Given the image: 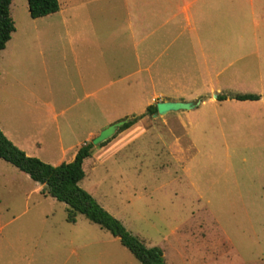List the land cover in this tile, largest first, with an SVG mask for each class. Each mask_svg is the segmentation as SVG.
I'll return each mask as SVG.
<instances>
[{
	"label": "rangeland",
	"instance_id": "374dc122",
	"mask_svg": "<svg viewBox=\"0 0 264 264\" xmlns=\"http://www.w3.org/2000/svg\"><path fill=\"white\" fill-rule=\"evenodd\" d=\"M59 4L58 14L33 20L27 0L12 1L0 128L12 107L51 102L52 91L68 111L51 114L46 134L55 141L38 159L58 166L110 122L159 101H206L146 115L150 129L119 154L94 147L79 186L147 247H159L166 264H264V0ZM238 95L260 100L241 103ZM36 186L0 158V264H141L82 214L69 223L68 206Z\"/></svg>",
	"mask_w": 264,
	"mask_h": 264
},
{
	"label": "trees",
	"instance_id": "16d2710c",
	"mask_svg": "<svg viewBox=\"0 0 264 264\" xmlns=\"http://www.w3.org/2000/svg\"><path fill=\"white\" fill-rule=\"evenodd\" d=\"M12 1L0 0V53L6 48L12 34L16 31L10 13ZM27 1L32 19L56 14L60 10L59 0ZM226 99V97L219 98L220 101ZM235 99L258 101L260 96L238 95ZM155 114H157V106H149L144 115L131 118L132 120L125 124L118 133L130 128L146 115L154 116ZM110 141L99 148L104 147ZM93 153L94 146L92 142H89L78 149L73 161L52 166L38 158L28 156L0 130V158L27 174L34 182L43 185V194L65 203L68 206L67 221L69 223H75L76 215L82 214L92 223L118 238L141 264H166L164 253L159 247H147L139 238L128 232L123 224L108 213L91 194L80 188V182L86 177L84 163L93 156Z\"/></svg>",
	"mask_w": 264,
	"mask_h": 264
},
{
	"label": "crops",
	"instance_id": "0c3cea01",
	"mask_svg": "<svg viewBox=\"0 0 264 264\" xmlns=\"http://www.w3.org/2000/svg\"><path fill=\"white\" fill-rule=\"evenodd\" d=\"M60 12V10H59ZM57 12L56 14H58ZM52 14L43 18L39 19H33V20H40L44 18H50L53 15ZM65 23V22H64ZM52 28V26L50 27ZM16 31L12 34L15 35ZM13 42V37L11 40L7 43L6 48L0 53L3 54L7 50V48L10 47V44ZM75 50L74 48L72 49L71 47V54L72 58L74 59L75 63H78V56L74 55ZM12 54V53H11ZM64 58V57H63ZM13 57H9V59H4V63L6 65V69L9 72V69L11 67V61ZM64 60H67L64 58ZM69 60V59H68ZM87 60V59H85ZM9 65V67H8ZM8 67V68H7ZM86 70V68H85ZM46 75L49 76L50 74L46 71ZM67 75V74H66ZM66 75H64L66 77ZM80 76V74H79ZM217 91H221L220 89ZM49 94H51L52 91H47ZM52 99V101L45 100L43 103L40 105L32 106L25 108L23 111H18L14 110L15 107H12L9 111V114L7 115L9 118H12V121L10 124L3 126L6 128H0L2 132L5 134V136L19 149L24 151L28 156L30 157H36L39 158L44 153H49V151H43L44 150V145L50 144L51 142L54 143L55 141V135L53 137L52 135H47L46 133L48 132L49 128L47 127L48 123L51 124L50 117L51 114H54V118L58 119L61 116L65 115L67 113V108L63 109L62 104L57 103L54 104L53 99L55 100L53 95H49ZM92 93H88L85 95V98L91 97ZM49 98V100H50ZM167 101V100H165ZM241 103H247V102H257V101H239ZM78 103H81L80 100L76 101L73 106L78 105ZM206 101H202L201 105H204ZM7 112V111H6ZM23 112L26 113V120L31 119V123L28 125V127L24 126L25 120L22 119ZM59 123V122H58ZM58 123L55 126V131L57 132L58 140L56 139V143L60 145V151L62 152L63 155L66 154V149L64 147V140L62 137V132L61 128L58 125ZM114 122H110L109 125L113 124ZM151 123V122H150ZM149 123V124H150ZM147 123V121L144 119L139 120L137 123H135L133 126L130 128L118 133L115 138H112L111 141L106 144L104 147L101 148L102 154H119L121 150L126 146L129 145L131 142H133L137 137H140V135L144 134L147 132L148 129H150V125ZM58 129V131H57ZM54 132V131H53ZM94 134H90L89 137L92 139ZM50 142V143H49ZM177 148H180L179 141L176 144ZM78 151V150H77ZM76 152L73 153L72 155V160H74L76 156ZM48 156V155H47ZM60 164L63 163V159L58 162ZM28 176V175H27ZM37 193L43 195V196H48L43 194V189L44 186L40 185L37 183L36 186Z\"/></svg>",
	"mask_w": 264,
	"mask_h": 264
},
{
	"label": "water",
	"instance_id": "95a60500",
	"mask_svg": "<svg viewBox=\"0 0 264 264\" xmlns=\"http://www.w3.org/2000/svg\"><path fill=\"white\" fill-rule=\"evenodd\" d=\"M202 101H159L156 103L157 114L154 116L164 117L170 113L182 112V111H191L196 109L201 105ZM132 119L127 118L120 121H117L110 125L109 127L103 129L91 142L94 147H99L107 141L111 140L119 132V130Z\"/></svg>",
	"mask_w": 264,
	"mask_h": 264
}]
</instances>
